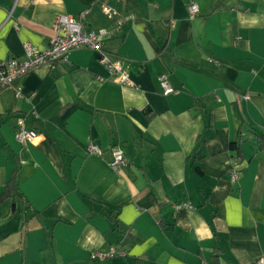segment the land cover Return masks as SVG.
<instances>
[{"label":"crops","instance_id":"crops-1","mask_svg":"<svg viewBox=\"0 0 264 264\" xmlns=\"http://www.w3.org/2000/svg\"><path fill=\"white\" fill-rule=\"evenodd\" d=\"M59 14L104 30L132 85L75 48L0 90V194L18 168L17 193L0 202V264H209L216 249L219 264L264 258V0H0V59L45 48ZM19 117L32 141L16 140ZM111 148L125 159L118 171ZM110 245L123 254L90 259Z\"/></svg>","mask_w":264,"mask_h":264},{"label":"built area","instance_id":"built-area-1","mask_svg":"<svg viewBox=\"0 0 264 264\" xmlns=\"http://www.w3.org/2000/svg\"><path fill=\"white\" fill-rule=\"evenodd\" d=\"M102 11L111 15L115 10L106 6ZM187 11L190 16L197 12L195 4H188ZM87 11H84L86 13ZM173 26V23H171ZM53 35L49 38L48 45L45 48H38L30 43L24 44L23 55L0 59V90L8 88L15 84L19 79L42 66L53 67L58 61L65 60L67 54L75 48H87L98 53L100 62L108 71L111 80L121 86H130L132 81L129 77L127 67L117 59H113L102 47L104 30H89L80 19H76L69 14H59L55 17L53 23ZM158 82L163 94L172 93L174 90L167 80L165 74L158 77ZM20 95V89L16 91ZM33 129H28L24 125L21 117L17 118L15 138L21 143L32 141L36 137ZM86 151L96 156H102L103 150L94 142L89 141L86 144ZM111 159L109 166L112 170L118 171L124 164L125 159L122 152L117 148L110 149ZM240 174L238 164L233 161V168L229 172L232 181H235ZM176 209L191 208V205L182 203L176 205ZM123 252L117 247L110 245L105 249H97L91 252L92 260H108L122 255ZM256 264H264V258L260 257Z\"/></svg>","mask_w":264,"mask_h":264},{"label":"trees","instance_id":"trees-1","mask_svg":"<svg viewBox=\"0 0 264 264\" xmlns=\"http://www.w3.org/2000/svg\"><path fill=\"white\" fill-rule=\"evenodd\" d=\"M257 139H258L259 150H264V135L258 134ZM240 144L241 141L239 140L236 142L229 143V149L233 152V161L237 164L242 162ZM17 172H18V168L13 169V171L11 172L10 177L5 185V188L0 194V202L11 198L15 193H17V178H16ZM134 262L135 264H141V260L137 258L134 260ZM209 264H219L217 249L216 251H214V254H212V256L210 257Z\"/></svg>","mask_w":264,"mask_h":264},{"label":"water","instance_id":"water-1","mask_svg":"<svg viewBox=\"0 0 264 264\" xmlns=\"http://www.w3.org/2000/svg\"><path fill=\"white\" fill-rule=\"evenodd\" d=\"M69 110H70V108H68V109L65 111V113H64L63 116H66V114L69 112ZM63 116H62V117H63Z\"/></svg>","mask_w":264,"mask_h":264}]
</instances>
